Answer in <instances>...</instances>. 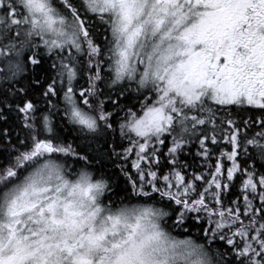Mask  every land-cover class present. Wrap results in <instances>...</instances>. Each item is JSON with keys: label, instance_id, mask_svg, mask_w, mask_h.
Wrapping results in <instances>:
<instances>
[{"label": "snow or ice", "instance_id": "snow-or-ice-1", "mask_svg": "<svg viewBox=\"0 0 264 264\" xmlns=\"http://www.w3.org/2000/svg\"><path fill=\"white\" fill-rule=\"evenodd\" d=\"M0 264H264V0H0Z\"/></svg>", "mask_w": 264, "mask_h": 264}, {"label": "trees", "instance_id": "trees-1", "mask_svg": "<svg viewBox=\"0 0 264 264\" xmlns=\"http://www.w3.org/2000/svg\"><path fill=\"white\" fill-rule=\"evenodd\" d=\"M233 111H236L235 108L232 109ZM196 149L195 147L192 148V152L193 154L195 153ZM214 162V161H213ZM130 165H131V162L128 161V167H129V170L131 171V168H130ZM109 168H111V165H109ZM123 184H124V180L123 178H121V187H123ZM175 234V233H174Z\"/></svg>", "mask_w": 264, "mask_h": 264}, {"label": "rangeland", "instance_id": "rangeland-1", "mask_svg": "<svg viewBox=\"0 0 264 264\" xmlns=\"http://www.w3.org/2000/svg\"><path fill=\"white\" fill-rule=\"evenodd\" d=\"M134 158V157H133ZM129 162H131V161H129Z\"/></svg>", "mask_w": 264, "mask_h": 264}]
</instances>
